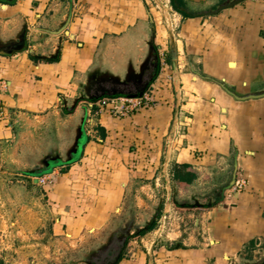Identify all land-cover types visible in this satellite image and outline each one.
Returning <instances> with one entry per match:
<instances>
[{
    "label": "crops",
    "instance_id": "crops-1",
    "mask_svg": "<svg viewBox=\"0 0 264 264\" xmlns=\"http://www.w3.org/2000/svg\"><path fill=\"white\" fill-rule=\"evenodd\" d=\"M164 1L173 13L154 27L147 0H0V161L58 166L0 211V264H53L110 223L136 176L162 185L161 224L130 232L116 264H264V0ZM87 84L131 86L95 101L141 106L84 124Z\"/></svg>",
    "mask_w": 264,
    "mask_h": 264
},
{
    "label": "rangeland",
    "instance_id": "rangeland-1",
    "mask_svg": "<svg viewBox=\"0 0 264 264\" xmlns=\"http://www.w3.org/2000/svg\"><path fill=\"white\" fill-rule=\"evenodd\" d=\"M164 0H147L148 9L151 15L152 23L161 24L160 16L163 13H173L170 8V3H163ZM157 62V61H156ZM155 61L151 59L149 63V68L147 71V78L149 80V84L146 87H143L142 93H149V89H153L151 83H153V67ZM99 86V85H98ZM97 86L94 84H87L85 88H81V95L79 96L80 105L83 107V110L87 112L89 111V116L85 117L86 119H92L97 116V112L100 106L97 104L98 101H95V98H99L101 96L114 94L117 91L128 92V94L134 92L133 87L131 86H111V85H102L98 88L102 90L97 95L94 94L96 92ZM114 88V89H113ZM115 92H114V91ZM126 104H131L126 103ZM141 105L137 108H139ZM124 108V106H123ZM134 111V109H133ZM184 111V109H183ZM116 115H119L116 113ZM59 123V120H56ZM55 136V135H54ZM182 137H179V140ZM184 138V137H183ZM182 138V139H183ZM59 144V142H54ZM43 155V153H41ZM53 156V155H52ZM70 156V154H69ZM49 157H44L40 162L35 165L26 164V165H8L5 162L0 161V211L3 213L4 210L10 211L13 206L18 205V203H14L20 197L18 194V190L20 188H25L26 190H43L44 183H41L40 178L44 177L45 182H51V170L58 166L51 165L46 166ZM32 168L31 170L36 172V181L38 184H33L30 178L24 176L25 169ZM61 170H59L60 172ZM21 172V173H20ZM45 183V184H46ZM131 191L129 195L124 198L122 209L117 210L112 214V218L110 223L105 228H102L93 234H86V239L83 240L82 245H69L66 247H61L59 250V254L53 255V258L50 259L53 264H112L118 258V256L123 253L126 247V243L131 237L130 232L135 233L138 228L148 226L152 221L155 222V227L161 224L158 220V213L160 210L161 204V194L163 193L162 185H158L153 179H147L144 177L136 176L132 178L130 181ZM159 188V189H157ZM182 194V193H181ZM23 203L27 202V199L23 197L20 198ZM173 200L177 202V204L181 205L183 203L190 204L194 202L190 197H182L178 195V192L173 195ZM12 206V207H11ZM18 209V208H17ZM9 226L10 223L15 221V216L12 213H9ZM6 218V217H5ZM11 229V228H10ZM3 232L0 231V247L2 245V240L4 241V236L2 238ZM87 235H89L87 237ZM53 242V240H52ZM52 251L54 250L56 245H49ZM5 250V249H4ZM63 250V253H62ZM57 257V259H55ZM8 263V262H7Z\"/></svg>",
    "mask_w": 264,
    "mask_h": 264
},
{
    "label": "built area",
    "instance_id": "built-area-1",
    "mask_svg": "<svg viewBox=\"0 0 264 264\" xmlns=\"http://www.w3.org/2000/svg\"><path fill=\"white\" fill-rule=\"evenodd\" d=\"M7 84L3 80H0V122L5 121L8 119L9 115L6 110V107L3 104L1 95L6 90ZM141 98H127V97H113V98H108V99H102L97 102L99 106H105V105H111V109L116 112H121L124 110L123 106L127 105L126 103H131V109H136L139 104H141ZM184 116V111L183 108H179L176 112L175 119L173 122L174 129H173V137L174 138H179L183 137L185 132V126L186 123L183 120ZM41 183H46L45 178L41 177L40 178Z\"/></svg>",
    "mask_w": 264,
    "mask_h": 264
},
{
    "label": "trees",
    "instance_id": "trees-1",
    "mask_svg": "<svg viewBox=\"0 0 264 264\" xmlns=\"http://www.w3.org/2000/svg\"><path fill=\"white\" fill-rule=\"evenodd\" d=\"M171 5H172V7H173V9L174 10H176V11H182L181 10V8H180V6L182 5V3L179 1V0H171ZM184 16H188V15H186V14H184ZM176 207H179L178 205L176 206ZM181 208V207H180ZM154 225H155V222H151L148 226H147V228H145V229H143V230H141V231H138L133 237H138V236H141L143 233H145L146 231H148V230H150V229H152L153 227H154ZM121 258V256L118 258V260ZM118 260H117V262H118ZM116 261L115 262H113L112 264H116L117 263Z\"/></svg>",
    "mask_w": 264,
    "mask_h": 264
},
{
    "label": "water",
    "instance_id": "water-1",
    "mask_svg": "<svg viewBox=\"0 0 264 264\" xmlns=\"http://www.w3.org/2000/svg\"><path fill=\"white\" fill-rule=\"evenodd\" d=\"M139 96H141V93L139 94ZM77 151V148H75L74 149V152H76ZM234 182V180L232 181V183ZM120 257V255L118 256V258ZM118 258L116 259V262H117V260H118Z\"/></svg>",
    "mask_w": 264,
    "mask_h": 264
}]
</instances>
